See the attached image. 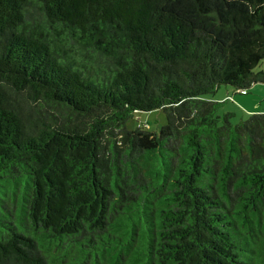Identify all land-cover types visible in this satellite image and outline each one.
Wrapping results in <instances>:
<instances>
[{
    "label": "trees",
    "instance_id": "trees-1",
    "mask_svg": "<svg viewBox=\"0 0 264 264\" xmlns=\"http://www.w3.org/2000/svg\"><path fill=\"white\" fill-rule=\"evenodd\" d=\"M263 60L264 0H0V264H264V113L213 98Z\"/></svg>",
    "mask_w": 264,
    "mask_h": 264
},
{
    "label": "rangeland",
    "instance_id": "rangeland-1",
    "mask_svg": "<svg viewBox=\"0 0 264 264\" xmlns=\"http://www.w3.org/2000/svg\"><path fill=\"white\" fill-rule=\"evenodd\" d=\"M262 70L264 71V60L254 72L260 73ZM226 91L229 92L227 93ZM213 98L215 101L225 102L220 108V114L235 113V117L233 118V122L235 123L240 119H246L250 114H253L248 113V110L250 109H264V84H253L247 96H238L231 87L226 88L225 86H222ZM240 100L248 102L250 106H241L242 103L239 102ZM139 124L147 126L148 130L151 132H158L160 128L166 124V117L161 110L136 113L134 118L128 122L127 128L135 129Z\"/></svg>",
    "mask_w": 264,
    "mask_h": 264
},
{
    "label": "crops",
    "instance_id": "crops-1",
    "mask_svg": "<svg viewBox=\"0 0 264 264\" xmlns=\"http://www.w3.org/2000/svg\"><path fill=\"white\" fill-rule=\"evenodd\" d=\"M260 72H264L263 70L262 71H260ZM255 92H257L256 90H254ZM227 93L229 92V91H226ZM259 93H260V91H259ZM238 96H247L248 94H246V95H241V94H237ZM257 96V95H256ZM221 100V99H220ZM219 102V101H218ZM240 103H242V105L241 106H243V107H245V106H250V104L248 103V102H246V101H244V100H240L239 101ZM259 106V105H258ZM254 112H258V113H264V109H254V110H252V109H250V110H248V113H254ZM235 114V113H234Z\"/></svg>",
    "mask_w": 264,
    "mask_h": 264
},
{
    "label": "built area",
    "instance_id": "built-area-1",
    "mask_svg": "<svg viewBox=\"0 0 264 264\" xmlns=\"http://www.w3.org/2000/svg\"><path fill=\"white\" fill-rule=\"evenodd\" d=\"M242 94H246V91H241Z\"/></svg>",
    "mask_w": 264,
    "mask_h": 264
}]
</instances>
